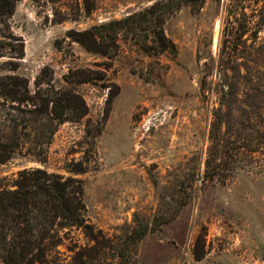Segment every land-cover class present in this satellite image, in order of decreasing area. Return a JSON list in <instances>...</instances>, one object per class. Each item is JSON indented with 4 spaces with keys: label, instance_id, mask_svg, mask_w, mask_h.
<instances>
[{
    "label": "rangeland",
    "instance_id": "374dc122",
    "mask_svg": "<svg viewBox=\"0 0 264 264\" xmlns=\"http://www.w3.org/2000/svg\"><path fill=\"white\" fill-rule=\"evenodd\" d=\"M156 1L18 0L0 25V190L40 168L80 185L85 206V225L55 224L42 264H117L116 249L99 248L104 240L117 248L134 216L174 210L140 241L134 264H264V26L255 35L242 14L257 0H179L162 26L172 52L148 55L130 33L107 58L72 39ZM44 76L50 85L35 86ZM68 90L84 115L57 126L40 161L28 150L43 100ZM219 110L227 136L245 139L232 146L230 170L203 181ZM10 262L0 249V264Z\"/></svg>",
    "mask_w": 264,
    "mask_h": 264
},
{
    "label": "trees",
    "instance_id": "16d2710c",
    "mask_svg": "<svg viewBox=\"0 0 264 264\" xmlns=\"http://www.w3.org/2000/svg\"><path fill=\"white\" fill-rule=\"evenodd\" d=\"M16 1L18 0H0V25L6 26V20L13 14ZM179 6V0H158L120 19H111L88 30L77 32L72 39L87 51L99 53L107 58H112L118 53L119 35L130 33L140 50L148 55L151 52L157 54L164 51L172 52L175 51L174 44L166 37L162 26L164 20ZM191 10L198 11L199 8L191 5ZM242 14L246 25L255 26L253 33L256 35L264 26V0H257L251 15L244 12ZM145 31L152 32L151 44H148ZM240 33L244 34V30ZM77 75L78 72H73L69 77L65 76V79L68 83H74L77 78L74 80L70 77ZM38 83L50 85L51 76L37 77L35 86H38ZM20 85L25 87V80L24 83L22 80ZM224 94L226 95V92ZM43 101L46 105V115L40 130L33 137L36 140L35 144L28 150V154L40 161H45L44 145L49 143L57 126L64 122L78 121L84 115L82 109L84 102L72 90L48 93ZM48 105H51L50 109H47ZM214 117L209 131L203 181L213 180L221 176L222 172L230 170L229 165L234 161L232 157L238 153L234 152L236 150L232 146L239 142L240 138L245 139L239 133L236 135L239 138L231 139L227 136L226 131L222 129L220 110ZM72 171L77 173L82 170ZM10 186L0 190L2 231L0 249L9 255L10 264H21L24 259L42 264L45 262V244H53L55 240V224L60 228L85 225L83 215L85 206L81 198L80 185L75 189L68 186L66 180H62V176L35 168L18 172L17 178ZM177 213L175 210L170 211L164 219V216L154 215L150 220L134 216V226L120 239L117 248L112 240H104L99 248H108L112 252L116 249L117 264H134L133 256L137 253L140 241L147 234L159 229L162 223L173 221ZM91 259L95 260L92 257Z\"/></svg>",
    "mask_w": 264,
    "mask_h": 264
}]
</instances>
